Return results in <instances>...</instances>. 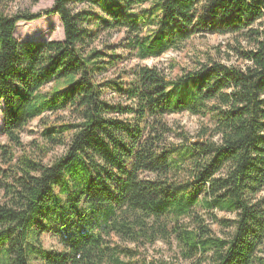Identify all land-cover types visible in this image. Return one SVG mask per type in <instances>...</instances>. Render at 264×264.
Returning <instances> with one entry per match:
<instances>
[{"label": "trees", "instance_id": "1", "mask_svg": "<svg viewBox=\"0 0 264 264\" xmlns=\"http://www.w3.org/2000/svg\"><path fill=\"white\" fill-rule=\"evenodd\" d=\"M51 16L62 41L15 38ZM120 33L143 61L228 36L240 64L206 56L177 78L111 77ZM1 101L0 264H264V0H55L12 15L0 4ZM184 113L210 124L191 137L168 122ZM47 232L62 251L44 247ZM158 243L174 261L137 260Z\"/></svg>", "mask_w": 264, "mask_h": 264}, {"label": "rangeland", "instance_id": "2", "mask_svg": "<svg viewBox=\"0 0 264 264\" xmlns=\"http://www.w3.org/2000/svg\"><path fill=\"white\" fill-rule=\"evenodd\" d=\"M55 0H0V4L5 8L6 13L12 15L17 12L31 11L38 13L43 10L51 9ZM15 38L19 42L27 41H62L64 39V32L61 21L58 16L46 17L40 21L32 23H20L15 30ZM125 36L123 33L114 35L112 44L117 48L118 56L122 57V60L118 62V66L110 73V76H116L123 71L134 70L139 67H158L173 78H177L182 75L183 71H188L195 68V62L200 61L203 57L211 56L222 63L231 65H239L237 59L233 57L232 61H227L229 52L231 51L229 46L233 44L232 38L228 36H210L206 37H194L190 40L181 51H170L161 58L139 60L135 57V53H132L128 49H125ZM232 54V53H231ZM170 68L173 70L170 72ZM132 71L128 72L129 74ZM124 80L128 82L129 77H125ZM5 109L4 102H0V146H3L7 142V137L4 133L3 123V111ZM210 118H202L198 116L184 113L181 115H171L168 117V122L174 126V128H180L184 132L188 133L191 137H194L203 125H209ZM42 131L39 120L33 122L24 132L22 138L25 144H30L34 139L39 138V134ZM181 132V130L179 131ZM173 142L176 141L173 139ZM63 153V149H58L53 158L60 156ZM221 219H235V215L227 213L217 214ZM213 230L219 231L216 225H213ZM43 245L48 250L62 251L63 247L59 243L58 239L50 232L44 234ZM114 241L118 243V240L114 238ZM128 247H133L128 244ZM138 261L146 259L147 261H174V251H170L169 247L165 244L158 243L153 247L148 248L147 251H139ZM180 264H186L180 262Z\"/></svg>", "mask_w": 264, "mask_h": 264}]
</instances>
